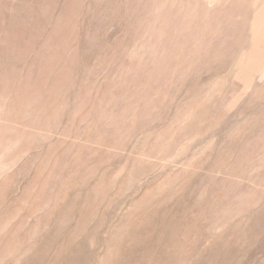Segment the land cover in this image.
I'll return each mask as SVG.
<instances>
[{
	"label": "rangeland",
	"instance_id": "obj_1",
	"mask_svg": "<svg viewBox=\"0 0 264 264\" xmlns=\"http://www.w3.org/2000/svg\"><path fill=\"white\" fill-rule=\"evenodd\" d=\"M0 264H264V0H0Z\"/></svg>",
	"mask_w": 264,
	"mask_h": 264
}]
</instances>
